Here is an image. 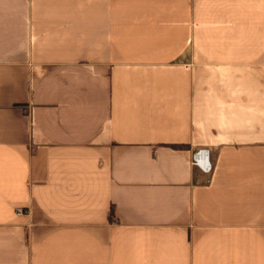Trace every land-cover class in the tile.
Returning a JSON list of instances; mask_svg holds the SVG:
<instances>
[{
	"label": "crops",
	"instance_id": "obj_1",
	"mask_svg": "<svg viewBox=\"0 0 264 264\" xmlns=\"http://www.w3.org/2000/svg\"><path fill=\"white\" fill-rule=\"evenodd\" d=\"M0 264H264V0H0Z\"/></svg>",
	"mask_w": 264,
	"mask_h": 264
},
{
	"label": "built area",
	"instance_id": "obj_2",
	"mask_svg": "<svg viewBox=\"0 0 264 264\" xmlns=\"http://www.w3.org/2000/svg\"><path fill=\"white\" fill-rule=\"evenodd\" d=\"M192 162L193 165L200 167L204 172L210 173L213 170L208 149H200L195 152ZM19 212H21V210H19Z\"/></svg>",
	"mask_w": 264,
	"mask_h": 264
}]
</instances>
